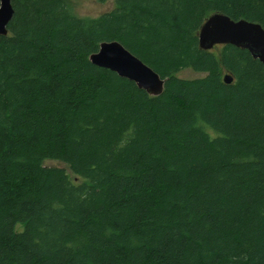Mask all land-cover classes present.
Returning a JSON list of instances; mask_svg holds the SVG:
<instances>
[{
	"label": "trees",
	"instance_id": "1",
	"mask_svg": "<svg viewBox=\"0 0 264 264\" xmlns=\"http://www.w3.org/2000/svg\"><path fill=\"white\" fill-rule=\"evenodd\" d=\"M10 2L0 264H264V66L198 45L215 13L264 30V0H115L96 18ZM114 41L165 80L161 95L90 63Z\"/></svg>",
	"mask_w": 264,
	"mask_h": 264
},
{
	"label": "water",
	"instance_id": "2",
	"mask_svg": "<svg viewBox=\"0 0 264 264\" xmlns=\"http://www.w3.org/2000/svg\"><path fill=\"white\" fill-rule=\"evenodd\" d=\"M10 1L0 0V35L2 36L8 34L6 27L14 14ZM198 40V45L205 51L225 45L246 50L264 66V30L258 23L247 21V19L233 20L224 14L215 13L206 19L198 31ZM90 61L97 67L133 82L150 96H159L164 91L165 80L119 42L102 43L98 52L91 55ZM232 81L233 78L229 74L224 76L223 83L230 85Z\"/></svg>",
	"mask_w": 264,
	"mask_h": 264
},
{
	"label": "rangeland",
	"instance_id": "3",
	"mask_svg": "<svg viewBox=\"0 0 264 264\" xmlns=\"http://www.w3.org/2000/svg\"><path fill=\"white\" fill-rule=\"evenodd\" d=\"M69 12L73 15L81 18H96L100 15L109 12L115 8V0H107L106 3L101 4L97 0H66ZM181 79H197L204 77V74L196 73L191 70L181 71L178 75ZM45 167H58L64 169L71 179L74 181H81L79 178H76L71 171L63 163L59 161L48 160L44 163ZM24 226L19 224L16 227L17 232L23 231Z\"/></svg>",
	"mask_w": 264,
	"mask_h": 264
}]
</instances>
